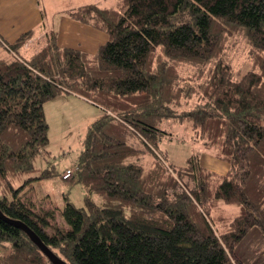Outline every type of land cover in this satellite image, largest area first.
Listing matches in <instances>:
<instances>
[{"label":"trees","instance_id":"trees-1","mask_svg":"<svg viewBox=\"0 0 264 264\" xmlns=\"http://www.w3.org/2000/svg\"><path fill=\"white\" fill-rule=\"evenodd\" d=\"M66 14L107 40L89 53L51 34L24 57L34 31L0 39L1 213L68 264H264L244 246L264 240V0H119ZM236 41L247 57L237 69ZM61 92L102 113L76 162L84 206L66 201L68 229L49 233L51 212L34 213L20 195L56 173L36 160L49 142L43 104ZM169 119L227 161V172L207 169L199 152L173 164L162 141L183 139L162 126ZM0 264L52 263L0 218Z\"/></svg>","mask_w":264,"mask_h":264},{"label":"rangeland","instance_id":"rangeland-1","mask_svg":"<svg viewBox=\"0 0 264 264\" xmlns=\"http://www.w3.org/2000/svg\"><path fill=\"white\" fill-rule=\"evenodd\" d=\"M119 0H38L41 9L48 21L53 19L55 24V41L61 46L75 45L80 48H87L88 51H94L106 36L96 28L84 24L81 28L66 29L70 38L64 39L65 32H61L60 24L65 27L64 17H69L65 13V9L71 8L78 4L87 2L98 3L102 7L116 6ZM81 23V22H80ZM82 25V24H81ZM88 33L90 37L88 36ZM79 32L81 43L71 42L70 33ZM105 33V32H104ZM67 35V33H66ZM230 52L231 65L235 69L240 67L242 62L246 61V49L238 41L235 42ZM39 45L38 48L43 46ZM2 47V43H0ZM4 49V48H3ZM32 49L26 52L21 51V55L28 57ZM5 54H8L5 51ZM43 112L48 124V139L46 152L43 157L39 156L36 160L37 166L40 168H51L56 173L49 178L36 180L33 188L27 187L21 193V200L29 205L36 214L43 215L46 211L51 212L50 225L47 228L49 233H53L55 229L66 230L67 224L61 217L60 211L64 207L66 201L71 202L77 207L84 206L85 188L76 179L75 171L69 178H62V173L67 169H74L78 154L81 150V140L87 126L101 115L102 109L91 101L75 95L73 93L61 92L54 98L44 102ZM162 126L168 129L175 137L179 136L183 141H166L163 140L161 146L167 150L169 160L175 164H184L186 158L192 152H199V159L209 169L217 171H227L229 163L223 159L216 157L212 149H207L199 140L192 141L189 138V128L185 123H179L173 120H164ZM22 179H15V185H18ZM93 200L97 204H101L102 200L96 193L92 194ZM227 207H234L227 205ZM246 241L248 254L263 253L264 240ZM257 244V245H256ZM241 245V250L245 247ZM3 252L4 250L1 249ZM247 256V255H246Z\"/></svg>","mask_w":264,"mask_h":264},{"label":"crops","instance_id":"crops-1","mask_svg":"<svg viewBox=\"0 0 264 264\" xmlns=\"http://www.w3.org/2000/svg\"><path fill=\"white\" fill-rule=\"evenodd\" d=\"M91 2L83 3L88 4ZM98 4V3H95ZM82 4H78L76 6H72L71 8L77 7ZM99 5V4H98ZM70 9V8H68ZM68 9H65V13ZM43 11L41 9V4H39L38 0H0V39L3 41L4 44L14 42L23 32L32 30L34 31L33 36L25 43V45L19 50L20 53L26 52L28 49H32L31 54L38 50L39 45L41 46L42 43H46L50 40L51 34H55V24L53 19L48 21ZM66 24H64V28L62 29V25L60 24L61 32H65L64 39L70 38L66 29H74L81 28L83 23H80L77 20H74L70 17H64L63 19ZM82 24V25H81ZM94 28V27H92ZM95 29V28H94ZM75 30V29H74ZM98 30V29H96ZM100 31V30H99ZM102 32V31H100ZM67 33V35H66ZM79 32H72L70 36L72 38L71 42L81 43L83 40L79 38ZM85 34H88L84 31ZM106 36L102 43L107 40V34L102 32ZM90 37V35L88 34ZM57 43V41H56ZM100 43L98 47L102 44ZM3 44V45H4ZM58 46H61L57 43ZM68 47L79 48L89 53H94V51H88L87 48H80L79 46L75 45H63ZM62 47V46H61ZM30 54V55H31ZM29 55V56H30ZM180 164L178 166H182ZM203 166H205L203 164ZM206 167V166H205ZM209 169L208 167H206ZM211 171L216 172L217 174H225L227 171H217L214 169H209Z\"/></svg>","mask_w":264,"mask_h":264},{"label":"water","instance_id":"water-1","mask_svg":"<svg viewBox=\"0 0 264 264\" xmlns=\"http://www.w3.org/2000/svg\"><path fill=\"white\" fill-rule=\"evenodd\" d=\"M0 218L9 221L10 223L16 225L21 230H23L29 239L46 255L52 264H68L66 261L57 256L40 238L33 232L27 225L19 220H14L6 217L0 211Z\"/></svg>","mask_w":264,"mask_h":264},{"label":"built area","instance_id":"built-area-1","mask_svg":"<svg viewBox=\"0 0 264 264\" xmlns=\"http://www.w3.org/2000/svg\"><path fill=\"white\" fill-rule=\"evenodd\" d=\"M76 170V167L74 169L67 168L63 173H62V178L66 179L69 178L73 175L74 171Z\"/></svg>","mask_w":264,"mask_h":264}]
</instances>
